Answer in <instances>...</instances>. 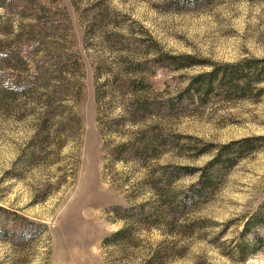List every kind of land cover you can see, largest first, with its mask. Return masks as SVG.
<instances>
[{"label": "rangeland", "instance_id": "rangeland-1", "mask_svg": "<svg viewBox=\"0 0 264 264\" xmlns=\"http://www.w3.org/2000/svg\"><path fill=\"white\" fill-rule=\"evenodd\" d=\"M248 58L264 0H0V264H264V80L186 92ZM129 78L151 105L135 123Z\"/></svg>", "mask_w": 264, "mask_h": 264}, {"label": "trees", "instance_id": "trees-1", "mask_svg": "<svg viewBox=\"0 0 264 264\" xmlns=\"http://www.w3.org/2000/svg\"><path fill=\"white\" fill-rule=\"evenodd\" d=\"M155 61L157 64L165 62L167 64L166 66H170L173 69L189 67L196 64V61H194L193 57L190 55L172 56L167 54H159ZM210 67L212 68L209 71H202L191 76L190 82L186 88V92L190 98L205 100V98H207L208 96L215 94H219L224 97H243L246 95V91L248 90L250 84L254 85L255 83H259L260 81L264 80V76H261L259 73L264 72V58H248L243 59L237 63L213 64L210 65ZM137 78H129L127 81L123 82V85H121L122 89L125 90L129 88V90L135 92V95H133V97H131L127 101L126 105L123 108V115L128 117L130 121L134 123L140 122L145 117V113L147 112V110L149 111L151 108V105L149 103L148 105H146L147 103L145 102V99L142 98V96L136 94V92L139 90L133 89L137 87L136 84H138V81L140 80ZM244 141L247 142L248 139H244ZM150 142L151 141H149L148 138L145 139L144 137L142 140H139V142H134V144L130 143V141L117 144L111 149L112 157L118 159L123 155L125 156L129 154L130 152H133L132 154L134 155H138L140 154L139 151L141 148L144 151L149 147ZM163 169H166V167ZM181 169L184 168L173 167L172 170L175 175L164 170V172H162V177H164L165 179L164 182L167 183L169 181L170 174H173V178L177 179V176L179 175L176 174V172L177 170ZM179 203L180 204L178 205V207L180 209L185 208L186 199L183 198ZM114 209L117 210L118 207H115ZM125 211L127 210L125 209ZM129 211L130 210H128L127 212ZM136 212L138 218L142 220H148V216L144 211L143 205H138L136 208ZM125 218L129 217L125 215ZM247 228L248 226H245V229ZM123 231L124 230H119L113 236L120 235L123 233ZM159 258L160 255L158 252H156L154 256H151L148 260L145 261L144 264H155V259L158 260Z\"/></svg>", "mask_w": 264, "mask_h": 264}]
</instances>
